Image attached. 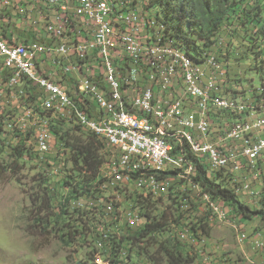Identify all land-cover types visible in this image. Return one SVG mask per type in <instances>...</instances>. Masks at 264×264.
<instances>
[{"label":"built area","instance_id":"obj_1","mask_svg":"<svg viewBox=\"0 0 264 264\" xmlns=\"http://www.w3.org/2000/svg\"><path fill=\"white\" fill-rule=\"evenodd\" d=\"M131 1L0 0V100H7V107L32 109L27 95L26 100L13 97V87L36 90V82H43L38 101L45 104L53 98L63 104V112L65 102L79 105L89 127L112 132V140L119 141L117 151H124L126 159V144L146 146L149 158L140 156V164L129 160V167L112 166L120 169L121 179L129 181V173L142 167L134 185L144 186L148 161L164 173L169 167H184L183 192H190L194 208L208 211L214 196L196 184L201 174L191 161L182 165L187 149L198 150L204 172L217 174L242 201L262 199L264 102L253 94L234 101L236 91L245 90L231 87V80L240 78L237 69H218L219 61H233L228 49H222L229 46L225 34L215 60H207L210 69L195 68L171 53L172 45L161 44L163 31L145 18L148 6L114 20L113 7L121 9ZM23 18H31V25H23ZM111 22H119V29H111ZM149 31H157V40H150ZM125 57H132V64H125ZM217 83H225V90H217ZM119 108H126V115H119ZM244 114H251V121H244ZM172 135L182 139L178 159H168L173 144L164 143V136ZM247 136H254V143H247ZM58 141L47 132L38 146L50 148ZM164 189L177 194L176 184ZM219 205L229 220L227 202ZM138 219L131 216V227L139 225Z\"/></svg>","mask_w":264,"mask_h":264},{"label":"rangeland","instance_id":"obj_2","mask_svg":"<svg viewBox=\"0 0 264 264\" xmlns=\"http://www.w3.org/2000/svg\"><path fill=\"white\" fill-rule=\"evenodd\" d=\"M142 1L144 6L149 5L150 0ZM248 2L252 19L257 18L252 8L257 4L261 5L259 14L264 19V1ZM147 11L157 17L154 11ZM247 26L218 35L221 41L225 34L229 46L222 49H228V56L233 59L231 68L237 69L239 85L246 89L243 91L246 99L251 95L249 91L256 97L261 91L264 96V43L257 33L259 25ZM34 94L37 92L33 91L29 99L32 109L7 107V100H0V124L4 129L0 165L7 169L0 173V264H84L95 262L97 257L107 263L116 258L122 264H154L157 257L166 262L167 251L179 253L189 264H246L242 254L235 255L220 239L219 233L225 230L233 233L234 243L242 241V234L247 235L233 211L230 210V219L222 222L213 210L194 208L189 201L190 192H183L187 179L179 178L177 173L160 183L144 176V186L134 185L141 175L136 178L129 174V181L121 179L120 169H112L116 166L112 163L113 149L101 137L98 138L105 146L99 151L103 161L99 177L106 182L100 181L95 186L99 190H95L88 181L85 186L91 188L90 192L80 198L71 197L67 183L80 181L82 172L85 174L84 164L75 162L79 156L65 146L53 127L60 123V130L69 133L71 143L78 139L87 141L91 133L44 112ZM13 97L23 98L14 91ZM40 132H49L60 139L47 153L39 151L37 135ZM43 171L50 179L46 178V185L36 181ZM54 172L59 174L56 176ZM175 184L177 194L164 189L175 188ZM45 186L53 197L56 225L47 226L45 220L41 224V219L35 216L34 200ZM135 214L140 223L131 227L129 222ZM206 217L211 230L209 238L199 230ZM153 220L163 222V230L147 237L139 236ZM220 246L222 250L218 249Z\"/></svg>","mask_w":264,"mask_h":264},{"label":"trees","instance_id":"obj_3","mask_svg":"<svg viewBox=\"0 0 264 264\" xmlns=\"http://www.w3.org/2000/svg\"><path fill=\"white\" fill-rule=\"evenodd\" d=\"M254 1V4H256L260 0ZM248 5L251 6L248 0H150L148 8L154 11L157 20L165 25L164 34L166 36L173 37L178 45L184 48L185 51H188L189 54H200L202 49L210 48L215 43V39L219 34L227 30H232V33L239 31L244 26L250 25V23L259 25L257 33L261 36V40L264 43V19L263 15L259 14L262 10L261 5L257 4L255 7H252L257 13L256 19H252ZM258 18H260V21H258ZM262 63L264 64V61ZM59 125L61 124L59 123ZM59 125L53 127L55 134L65 142V146L70 148L73 154L77 153L80 160L75 157V162L82 161L85 168V174L82 172L80 181H77L75 184L66 182L68 188H70L69 194L73 198L85 196L91 191L90 187L87 188L85 186V183L88 181L90 185L94 186L95 190H99L95 187L103 180L99 177L100 166L103 163L99 157V151L104 148L105 143L98 136L92 134L88 136L87 141L78 139L76 143H71L69 141V133L62 132ZM3 130V125L0 124V140L4 133ZM28 139L25 138L26 141ZM20 156L22 155L20 154ZM191 160L195 159L192 158ZM196 162V174H201V177H196V184H201L206 192L214 196L215 200L227 202L236 218L264 221V202L260 209H251L249 206L241 203L240 197L231 190V185L222 182V178L217 177V174L204 172L201 160L198 159ZM6 170V168L0 165V173H5ZM129 174L136 178L140 176V173ZM174 174H176L175 171H167V173L158 171L156 172L155 179L157 181L165 180ZM46 178L47 176H45L43 171L39 174L36 181H39L41 185H46L47 179L50 180ZM46 188L48 187L45 186L42 194H38L34 200L35 216L41 219V224L45 220L47 226L51 225V223L56 225L58 221L55 218L56 215L53 213V197ZM51 218L55 219L51 220ZM164 226L163 222H155L153 220L138 234L139 236L147 237L162 231ZM199 230L203 236L210 237L211 230L208 217L203 220V224L200 225ZM193 232L196 233L197 230L195 229ZM69 236L71 237V235ZM166 255V262L164 259L157 257L154 260V264H189L179 253L167 251ZM84 264H122V262L113 258L107 263L97 257L95 262L92 260Z\"/></svg>","mask_w":264,"mask_h":264},{"label":"bare ground","instance_id":"obj_4","mask_svg":"<svg viewBox=\"0 0 264 264\" xmlns=\"http://www.w3.org/2000/svg\"><path fill=\"white\" fill-rule=\"evenodd\" d=\"M142 4L144 5V1L142 0H132L129 3L121 4V9L120 7H113L114 20H121V17H127L128 13H138ZM147 10H149V8H147ZM147 10L145 9V18L149 19V26L158 27L163 31V36H161V44H163L164 46L172 45L171 53H176L177 55L185 59L186 63H195V68L210 69V62H208L207 60H215V54L218 51V44L221 42L219 40V36L216 37L215 43L210 48L202 49L200 54H189L188 51H185L184 48L178 45L173 37L166 36L164 34L165 25L159 22L155 16L152 17V15H149L150 12L148 13ZM23 22H25L26 25H31V18H23ZM111 29H119V22H111ZM149 38L150 40H157V31H149ZM227 57L231 58V56H228V51ZM125 64H132V57H125ZM218 69H232L230 61H219ZM239 80V78L231 80V87L241 88L239 85ZM37 90H43V82H36V90H34V87L32 86H25V90L21 89L20 87H13V91L23 97L22 100H26V95L29 100L31 98L32 92L36 91L37 94H34L36 95L35 100L37 101V104L41 106L44 112L52 113L58 119L73 123L80 127L82 130L101 137L103 141L110 140L106 142L108 143L109 148L113 149L111 155H113L112 163L114 165L118 167H129V160L132 162V164H140V156L141 158H149V151L146 150L145 145L126 144L125 155L129 158V160L126 159L124 157V151H117V148H119V141L112 140V132L103 131L98 126L89 127V118H87V113L82 109H79V105H76L73 102H65L66 112H63V104L59 101L53 100V98H46L45 104L41 101H38ZM217 90H225V83H217ZM249 92L251 93V95L253 94L251 91ZM247 97V99H249V96ZM253 98L262 99V101L264 102V96L261 91L259 96L256 97L254 94ZM241 99H246V97H244L243 95V91H236V94H234V101H241ZM119 115H126V108H119ZM244 121H251V114H244ZM37 136L38 143H41L45 138V134L41 132ZM164 143L173 144V146H171L168 151V159H178L181 155V152L183 151V143L180 135L164 136ZM247 143H254V136H247ZM39 147V151L41 153H47L51 148H43L42 146ZM192 158H194L195 160H191ZM198 159L201 160V156L198 150L187 149V154H182V165H190L191 161L193 163V166L197 169L196 160L198 161ZM158 171L159 168H155V161H148L147 165L144 166V176L153 181H157L155 179V175ZM170 171H175L179 178L187 179L186 175L184 174V167H174ZM133 173H140V175L142 176V167H135L133 169ZM163 181L164 180L158 181V183ZM222 182H224L223 179ZM236 194L239 197H242L241 194ZM209 196L211 195L209 194ZM219 204H221V201L214 199V204H212V208L210 210H213V213L218 217V219L224 222L227 219H224L222 212L220 211Z\"/></svg>","mask_w":264,"mask_h":264},{"label":"crops","instance_id":"obj_5","mask_svg":"<svg viewBox=\"0 0 264 264\" xmlns=\"http://www.w3.org/2000/svg\"><path fill=\"white\" fill-rule=\"evenodd\" d=\"M23 24L26 25L25 22H23ZM173 168L174 167H169L168 171ZM258 189L262 193V199L254 200L248 203L246 201H242V197H240L241 203H244L251 209H260L262 203L264 202V185L259 186ZM237 222L240 223L241 228L243 226L245 227V233L247 234L246 241H244V234H242L240 236L242 241L234 243L233 233L226 230L219 233L221 241H223V243H225L230 250H234L235 255L242 254L247 260L246 264L264 263V221L259 219L241 220L237 218ZM222 248L223 247L221 246L218 247L219 250H222Z\"/></svg>","mask_w":264,"mask_h":264}]
</instances>
